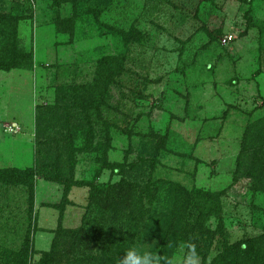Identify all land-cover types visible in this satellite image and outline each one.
Masks as SVG:
<instances>
[{"label": "rangeland", "instance_id": "1", "mask_svg": "<svg viewBox=\"0 0 264 264\" xmlns=\"http://www.w3.org/2000/svg\"><path fill=\"white\" fill-rule=\"evenodd\" d=\"M5 12L21 16L17 46L31 60L0 67V264H38L55 239L51 264H117L93 259L112 249L113 216L89 206L88 181L153 183L129 205L143 219L167 209L164 181L220 192L203 215L212 243L194 235L172 264H217L222 242L264 245V168L254 172L248 144L264 119V0H0ZM102 64L110 98L101 115L69 119L70 160L65 127L44 131V116L57 118L65 90L90 84ZM57 153L61 181L43 164ZM28 166L32 185L2 179Z\"/></svg>", "mask_w": 264, "mask_h": 264}, {"label": "trees", "instance_id": "2", "mask_svg": "<svg viewBox=\"0 0 264 264\" xmlns=\"http://www.w3.org/2000/svg\"><path fill=\"white\" fill-rule=\"evenodd\" d=\"M19 17H21L19 14L0 13V67L3 69L30 64V51H25V49L17 46L15 34ZM108 69V66L106 68L102 64L90 84L81 88L70 87L65 90V96H70L71 99L67 105L64 104L65 106L60 107V110H55V117L57 118L54 119L50 111L48 115L44 116L45 122H47L43 126L44 131L52 132L54 128L56 129V125L65 127L69 138V142L66 143L68 150L66 153H68L70 160L73 158V152L79 147L74 144L70 136L72 134L69 133L71 129L73 130L72 127H76L77 124L73 125L69 122V119L73 115H79V113L101 115L102 109L107 107L110 98L109 84L111 81L108 78ZM114 71V74L119 72L117 68L115 70L112 69V72ZM253 127L255 128L252 134L249 132V137L253 140L248 142V144L251 146L250 150H252L254 155L253 158L257 160L260 167V169H254V172H256L264 168V119L257 120ZM91 130L90 128L86 131V140L83 148H86L93 139ZM58 159L61 160V153L55 155L52 160L54 162L43 164L46 169L45 174L50 179L61 181L62 166ZM35 169L34 166L14 167L12 168L13 171H8L2 179L8 182L20 181L32 185V178L36 173ZM111 172L115 174L121 173L122 166L112 164ZM164 184L167 191V209L162 212V215L150 214L143 219L144 214L136 210L135 205H129L132 204L131 202H135L136 199L143 200V196L152 194V189L154 191L158 189L154 187L153 183L146 182L138 189L136 188L139 187L137 184L129 181H125L122 185L120 183L98 181L87 182L89 186V206L98 205L100 212L111 213L110 217L113 216V223H109L112 226L109 234V239L112 241V249L103 250L100 257L93 259L98 261L117 259L118 255L123 253L130 243H134V245L145 243L150 244L149 248L153 250L158 249V252L171 260L176 247L181 243L193 242L194 235L199 236L200 239L204 238L207 241L206 246L212 243L213 233L205 226L203 215H209L212 213V208L217 207L220 192H207L196 187L185 189L171 181H164ZM136 191L138 195L135 194ZM117 225L126 227L128 234L124 235L119 232L116 229ZM81 229L82 227L78 230ZM114 239L117 241L114 242ZM55 242L56 239L51 249L42 252V257L38 264H51L55 260L53 259ZM200 245L203 247L200 248L202 251L203 249L207 250L204 248L205 244H196V246ZM222 247L223 250L216 256L217 264H242V255L253 261V264H264V245L258 241L245 239L232 244L222 242ZM62 259L67 258L63 256Z\"/></svg>", "mask_w": 264, "mask_h": 264}, {"label": "clouds", "instance_id": "3", "mask_svg": "<svg viewBox=\"0 0 264 264\" xmlns=\"http://www.w3.org/2000/svg\"><path fill=\"white\" fill-rule=\"evenodd\" d=\"M117 264H172L158 249L131 245L117 257Z\"/></svg>", "mask_w": 264, "mask_h": 264}, {"label": "built area", "instance_id": "4", "mask_svg": "<svg viewBox=\"0 0 264 264\" xmlns=\"http://www.w3.org/2000/svg\"><path fill=\"white\" fill-rule=\"evenodd\" d=\"M231 38H232L231 34L226 35V36L223 38V42H228L229 40H231Z\"/></svg>", "mask_w": 264, "mask_h": 264}]
</instances>
